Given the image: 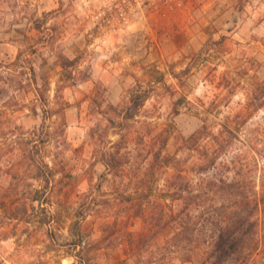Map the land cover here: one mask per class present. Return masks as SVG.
<instances>
[{
	"label": "rangeland",
	"instance_id": "rangeland-1",
	"mask_svg": "<svg viewBox=\"0 0 264 264\" xmlns=\"http://www.w3.org/2000/svg\"><path fill=\"white\" fill-rule=\"evenodd\" d=\"M0 62L34 70L14 99L0 93V264H73L69 227L82 217L88 264H200L203 246H162L148 230L159 197L141 206L125 197L136 199L141 182L158 196L178 175L191 190L200 177L233 171L231 156L249 150L256 163L234 177L249 201L258 190L264 98L253 91L264 85V0H175L117 33L94 27L81 0H0ZM136 88L148 100L122 121ZM217 143L226 156L214 172L200 160ZM108 151L121 164L111 172ZM36 161L52 172L39 195ZM131 232L144 235L143 251L127 252Z\"/></svg>",
	"mask_w": 264,
	"mask_h": 264
},
{
	"label": "trees",
	"instance_id": "trees-1",
	"mask_svg": "<svg viewBox=\"0 0 264 264\" xmlns=\"http://www.w3.org/2000/svg\"><path fill=\"white\" fill-rule=\"evenodd\" d=\"M20 55L16 57V61H19ZM14 66H16L15 62L9 64L0 62V93L3 94L1 97L5 98L7 96L9 98L12 92L22 88L24 81L30 84L34 81L32 66L23 67V71L17 70ZM253 92V100L257 103L260 102L264 98V85L257 83ZM36 96L39 104L45 105L44 96L38 91ZM1 97L0 100L2 101ZM10 98L14 99V96L11 95ZM147 100V95L138 88L132 90L128 99L129 106L125 108L124 113L121 115L122 121L132 118L133 110L144 106ZM31 111L36 113V106L31 107ZM193 137L192 135L190 139H193ZM27 142L30 144L29 141ZM223 151L221 143L215 144L211 154L205 153L202 155L200 164L213 166L215 172L217 169H215L213 161L220 160L221 163V156H226L222 154ZM248 152L243 160L240 159L239 155L231 156L229 164L232 166L233 171H228L230 173L220 177H217L215 173L208 178L200 177L198 183L191 182V190L188 189V181H185V177L178 175L174 179L172 187H168L167 192L160 193L158 196L153 195L149 183L144 185L141 182V187L144 188L137 187L138 190L135 189L134 196H136V199L127 196L125 202L135 205L141 198V206L143 201L147 205L151 204V197H159L160 204L156 207V217L148 230L155 234V238L162 237V246L168 245L170 240L182 241V238L188 239L190 244H194L196 247L203 246L200 264H264V177L259 178L258 190L254 191L251 201L244 195L239 194L241 184L234 177L237 173L236 170L241 169L245 161L251 159L256 163L255 151L249 150ZM260 152L264 157V148ZM103 156L102 163L107 172H111L121 165L115 161L113 153L108 151ZM163 160L165 162L164 168H168L169 165H166L168 164V158L164 157ZM36 170H38V173H36L35 179L40 183V186L34 192L39 195L45 192L41 189L46 190L49 188L52 172L47 164L38 162L36 163ZM230 174L232 177H228ZM8 185L12 184L9 183ZM39 198L34 197L33 200L37 201L41 207L42 201ZM238 203L240 205L236 207ZM22 207L25 210L26 205L23 204ZM82 220L83 217L79 220L75 219L69 227V232L72 234L70 246L73 250H77L72 255L74 258L73 264L89 263V260L81 257L84 249V235L81 231ZM168 229L174 231L171 237L165 236ZM199 236H202V244L195 243ZM128 237L129 242L126 246L129 254L133 253V250H142L147 242L143 239L144 235L139 233L131 232ZM121 244L119 243V246ZM114 246H118V244ZM146 264H153V262L147 261Z\"/></svg>",
	"mask_w": 264,
	"mask_h": 264
},
{
	"label": "built area",
	"instance_id": "built-area-1",
	"mask_svg": "<svg viewBox=\"0 0 264 264\" xmlns=\"http://www.w3.org/2000/svg\"><path fill=\"white\" fill-rule=\"evenodd\" d=\"M172 0H81L85 17L103 33L127 29L147 9Z\"/></svg>",
	"mask_w": 264,
	"mask_h": 264
},
{
	"label": "crops",
	"instance_id": "crops-1",
	"mask_svg": "<svg viewBox=\"0 0 264 264\" xmlns=\"http://www.w3.org/2000/svg\"><path fill=\"white\" fill-rule=\"evenodd\" d=\"M172 1H175V0H172ZM171 2V1H170Z\"/></svg>",
	"mask_w": 264,
	"mask_h": 264
}]
</instances>
